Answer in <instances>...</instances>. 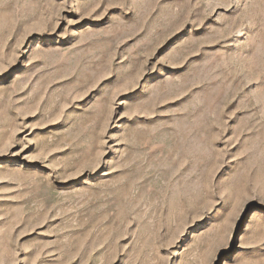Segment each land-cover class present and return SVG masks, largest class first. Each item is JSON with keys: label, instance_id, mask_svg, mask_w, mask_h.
Segmentation results:
<instances>
[{"label": "rangeland", "instance_id": "1", "mask_svg": "<svg viewBox=\"0 0 264 264\" xmlns=\"http://www.w3.org/2000/svg\"><path fill=\"white\" fill-rule=\"evenodd\" d=\"M0 264H264V0H0Z\"/></svg>", "mask_w": 264, "mask_h": 264}]
</instances>
